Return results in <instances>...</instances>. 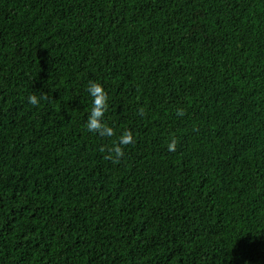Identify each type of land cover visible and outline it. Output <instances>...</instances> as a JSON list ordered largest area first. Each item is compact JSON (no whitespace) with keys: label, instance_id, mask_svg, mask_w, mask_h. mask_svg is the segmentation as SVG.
Instances as JSON below:
<instances>
[{"label":"trees","instance_id":"obj_1","mask_svg":"<svg viewBox=\"0 0 264 264\" xmlns=\"http://www.w3.org/2000/svg\"><path fill=\"white\" fill-rule=\"evenodd\" d=\"M0 264H264V0H0Z\"/></svg>","mask_w":264,"mask_h":264},{"label":"clouds","instance_id":"obj_2","mask_svg":"<svg viewBox=\"0 0 264 264\" xmlns=\"http://www.w3.org/2000/svg\"><path fill=\"white\" fill-rule=\"evenodd\" d=\"M87 91L92 99V108L87 120V130L92 133H98L100 136H113L114 130L112 127L107 126L103 122V117L108 110V93L105 91L102 83L97 81H89ZM46 97H38L36 94H31L28 97V102L32 105H39L40 99ZM144 110H139L140 114H143ZM182 114V112H181ZM135 143L134 134L131 130H125L118 141L105 149L101 147L100 151L104 152L107 150L108 155L105 159H111L113 163H119L120 159L124 156V148L130 144ZM178 141L172 139L168 144L169 151H174Z\"/></svg>","mask_w":264,"mask_h":264}]
</instances>
